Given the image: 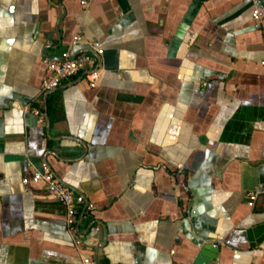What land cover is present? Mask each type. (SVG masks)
<instances>
[{
	"label": "crops",
	"instance_id": "obj_1",
	"mask_svg": "<svg viewBox=\"0 0 264 264\" xmlns=\"http://www.w3.org/2000/svg\"><path fill=\"white\" fill-rule=\"evenodd\" d=\"M249 11L0 0V264L79 262L62 205L20 182L47 166L90 205L77 230L99 264H264V195L245 196L264 184V15L254 29ZM75 33L102 48L97 82L64 80L47 110L42 50L57 58Z\"/></svg>",
	"mask_w": 264,
	"mask_h": 264
},
{
	"label": "built area",
	"instance_id": "obj_2",
	"mask_svg": "<svg viewBox=\"0 0 264 264\" xmlns=\"http://www.w3.org/2000/svg\"><path fill=\"white\" fill-rule=\"evenodd\" d=\"M80 7H86L90 0H77ZM250 4L249 16L252 21V27L258 29L264 15L263 0H248ZM85 43L86 48L100 55L102 48L97 41L83 42L79 34L72 35L68 48L63 50L59 60H43V74L39 85V93L42 95L54 87L59 86L64 80L79 74L90 87L95 86L98 73L95 67V58L92 54L85 51H78L71 57L70 49L77 44ZM264 67V61L261 63ZM33 114L42 122L41 104L31 108ZM21 184L38 183L43 184L46 193L57 200L64 210V227L70 237L73 249L78 255V264H95L90 248L93 238L91 236L81 235L77 230V218L79 210L83 204V198L80 194L72 192L68 187L60 183L53 173L46 167L41 170H34L32 173L20 180ZM259 195H264V184H261L245 193L247 204L252 205ZM84 209L90 205L83 204ZM98 230L97 226L90 229V232Z\"/></svg>",
	"mask_w": 264,
	"mask_h": 264
},
{
	"label": "water",
	"instance_id": "obj_3",
	"mask_svg": "<svg viewBox=\"0 0 264 264\" xmlns=\"http://www.w3.org/2000/svg\"><path fill=\"white\" fill-rule=\"evenodd\" d=\"M263 2H264V0H263ZM46 44H47V46H45V47L43 48V50H42V52H43L42 55H43L44 58L47 59V57L45 56L44 50H45V48L48 47V45H49V41H48V40L46 41ZM58 44H59V43H58ZM58 44H57L56 46H58ZM79 51L89 52L90 54H92V55L94 56V58H95L97 61H99V56H98L97 54H95L93 51H91V50H89V49H86V50H79ZM74 53H76V52H74ZM74 53L71 54V57H72V55H73ZM59 59H60V57L58 56L57 58H54L53 60H59ZM56 88H57V87H54V88H52V89H50V90H48V91H45V92L43 93V95H42V99H43V101L45 100L46 95H47L48 93L54 91ZM42 117L44 118V121H45V127H46V129L48 130V119H47V113H46V110H45V106H43ZM47 169L50 170V168H49L48 166H47ZM50 171H51V170H50ZM52 173H53V172H52ZM53 175H54L55 178L61 183V181L59 180V178H58L54 173H53ZM83 201H84V200H83ZM84 204H85V202H84ZM203 250H210L211 252H217V247L210 248V246H208V245H204V246H203ZM201 253H204V254H205L207 257H209V258H211V257L213 258V256H211V254H207V253H205V252H203V251H201ZM92 258H93V261L95 262V264H99V262L96 260L95 256H92Z\"/></svg>",
	"mask_w": 264,
	"mask_h": 264
},
{
	"label": "trees",
	"instance_id": "obj_4",
	"mask_svg": "<svg viewBox=\"0 0 264 264\" xmlns=\"http://www.w3.org/2000/svg\"><path fill=\"white\" fill-rule=\"evenodd\" d=\"M44 103H45V105L47 107V110H48L49 109V105H48L47 101L45 100Z\"/></svg>",
	"mask_w": 264,
	"mask_h": 264
}]
</instances>
